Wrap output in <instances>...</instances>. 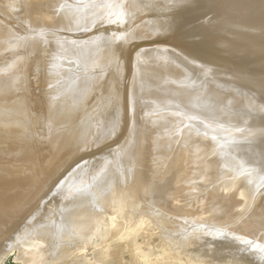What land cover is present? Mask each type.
I'll return each mask as SVG.
<instances>
[{"label":"bare ground","instance_id":"6f19581e","mask_svg":"<svg viewBox=\"0 0 264 264\" xmlns=\"http://www.w3.org/2000/svg\"><path fill=\"white\" fill-rule=\"evenodd\" d=\"M4 1L7 2L8 7L6 12L11 11V9L14 12L12 14L9 12V15H6L4 11L6 4L3 1L1 2L4 5L0 2L5 6L4 10L1 9L5 15L3 11H0V14L3 13L0 15L2 19L0 20V28L6 31L2 30L0 33H6L3 37H10L8 39L10 43L6 40L7 43L4 42V45L8 44L7 46L10 47L9 44L12 42L11 46L14 45V47L12 49L4 48L6 46L3 47L2 36H0V44L1 48L3 47L2 49H10L9 53L14 51L13 54H15L17 51V55L15 54L14 59L10 60L9 57L13 54H9L10 56L5 60L7 63L9 62V65L13 61L9 67H7V63H2L4 58L0 59V61L2 60L0 63L3 65L0 64V84L2 85H0V92L2 91L0 93V262L15 245L19 247L20 244H24L25 240L29 241L28 234L30 233L29 237L34 233L38 235L39 232L37 231H40L39 238L43 236L42 234L46 233L45 236H47L49 232H56V227H61V229L66 227L68 229L69 225L74 226L72 223L67 224L71 220V222L75 220L74 223H79V220L83 219V211H80L82 206L77 210L80 213H76L72 209L80 206L78 204L82 202L84 205L85 201L93 200L98 203L96 198L101 194V190L108 186L107 184L111 186L110 189L113 188V191L107 188L111 191L109 192L106 189L107 193L109 192L115 201L118 197L117 194H114L116 198L113 195L114 188L117 187L116 190L120 188L123 192V185H126L125 181L127 180L121 185V182V184L118 183L121 177L118 174L120 177L117 178L118 176H116L117 180L119 179L116 181L121 187L110 185L115 181L114 175L123 171L126 174V169L129 172L135 166L134 164L131 165V161L128 160L132 159L137 165L146 158L148 161L149 159H151L150 161L156 160L155 166H161L160 168L164 170L160 172V168L157 171L155 170L157 167L152 168L155 173L154 177L156 175L159 178V172L162 175L165 174L163 175L165 177L170 170L175 169L173 171L175 176L173 172L172 175L175 178L179 174L180 179H178L179 183H177L178 181L175 182L177 188L181 186L182 189L183 187L186 188V193L187 190L189 192V195H187L184 192L185 190L182 191L180 188L179 193L183 194L184 192L185 199L179 194L175 195L177 190L173 192L172 189L175 188L170 184V180L169 185L172 189H168L170 192L167 190L169 192L167 195L170 197V193L173 192L174 196L171 197L172 199L170 198L172 202L169 205H174L176 209L178 207H180L179 209L182 208L180 212H184L183 207L190 206L196 210L193 213L201 215L197 218L194 215L195 218H193L192 212L189 210L191 216L189 212L188 215L191 218L185 217L187 212H184V215L181 212L182 218L181 215H177L181 219H177V216L173 218L174 220L177 219L178 223L180 221L182 225L184 224L183 226L181 224L177 226L178 224H173L175 221H172V224L178 227L177 232L179 227L182 232L187 230L186 235L180 231L185 238L187 237L186 241L183 242L184 239L181 238V234V236L179 235L180 238L176 237L173 235L176 232L170 230L175 228L176 231V227L169 228L173 225L166 227L167 222L170 221V224L172 220L171 217V220L166 217L168 211L166 216L164 215V209L167 207L168 201L167 205L164 206V198L162 199L164 202L162 207L165 208L162 209L164 216H161V218L166 217V224L160 223L161 226L164 225L165 228H169L168 232L165 228L164 231L163 227H159V224H157V229L156 227L152 229V225L156 226L154 225L156 222L153 224L150 221L151 224L149 222L148 224L152 228L149 230V225L144 221L153 219L152 216L154 218L157 215L160 217L162 212L155 210L153 199L154 202L149 199L152 203L150 205H153L150 208H154L156 212L149 210L150 208H146L149 212L145 210L144 208L147 205L144 204H147L148 200L145 198L146 203L143 204L141 197L142 206H145H139L144 209L142 212H147V215H149L151 211L152 215H150L151 218H146L147 220H144L146 215L144 218H140L148 225L147 229L150 232H154L156 229L154 234L162 235V238H160L156 237V234L149 233L150 235L147 237L151 236L152 239L150 237V240H154V237L158 240L162 239L160 243L169 244L172 255L184 254L188 251L193 252L192 254L189 252L192 256L194 253L200 254L199 257L194 254V258H203L202 260L206 258L205 263L212 261L211 264H264V4L262 1ZM23 13H25V16L22 15ZM29 17L33 18L32 22L34 21V24H31L32 26L29 25L31 22L28 19ZM14 48L15 50H13ZM7 50L4 51L5 54L3 53L5 56L6 54L8 56ZM0 51L3 50L0 49ZM4 55L2 56L5 57ZM2 88L4 89L1 90ZM118 132L120 136L113 139ZM114 134L115 136H113ZM98 137H100V140H98ZM120 137L121 139L124 137V139L118 144ZM97 141H99V144H97ZM81 142L85 144H81ZM77 144H81L80 146L83 145V147L78 148ZM110 144L114 147L102 149L105 145ZM98 148H101V150L99 149L100 152L92 156ZM122 157H126L124 160L128 161V164L130 163L131 168H128V164L125 165L126 161L122 162L123 164L119 163L122 161ZM148 161L145 163L146 168L147 164H151ZM27 165L31 166H28V168H31L30 172V168L29 170L26 168ZM33 165L34 167L37 165L33 169H37L39 165L42 166V169L45 167L46 173L49 171L51 174L52 171L50 170H53L54 176L48 173L50 178L47 177L43 170L41 175H45L49 180H46L47 183L40 181L39 179L45 180L41 175L40 178L37 177V174L42 171L40 167L39 172L35 171L36 174L33 171L36 178L35 176H32V178H35V180L31 178L29 180V176H22V171H26L25 169L31 174ZM142 165L144 166V163L141 164V168H143ZM152 165H148L149 168ZM120 167L125 168L121 170ZM136 167L138 168V166ZM16 168L19 171L21 168L23 169L21 170L22 175L20 173L18 175ZM149 168L146 171L149 173L150 170L151 173ZM137 170L139 172L142 169ZM124 172L121 180L127 177ZM140 172L142 173L144 170ZM170 173L171 171L169 176ZM147 174L144 175V179L146 183H149L150 181L146 179ZM24 175L27 176V173ZM135 175H133V178L138 179L137 184L140 186H138V190L143 188L141 186L145 188L146 184H142L145 181L141 180L143 178L140 177L141 174L136 177ZM149 175L151 177V174ZM51 176H53V180ZM130 177L128 180H130ZM133 178L128 182L129 184ZM174 178H172V181L175 180ZM36 179L40 183V186L37 185L40 189L44 185H41L42 183L47 184L44 185L45 187L53 186L54 182L58 183V192L53 190L55 193H49L52 194L51 196L47 194L48 199L44 196L43 202L41 197L48 189L39 193L41 190L38 187V191H36L37 187L35 188V185L33 186L31 183V181L33 183L37 181ZM50 179L53 181L52 183ZM160 179L158 183L165 184L163 187L166 186L167 183H162L165 180L162 179L161 182ZM150 180L154 182L155 179ZM90 181H93L92 185H90ZM116 181L115 184H117ZM25 182H30L32 185L27 184L30 187L32 186L31 188L34 187L32 190L41 194H38V197H34L36 196L35 193L29 195L31 189L28 190L25 185L22 189H27V191H23L27 195V197L24 195L25 200L34 195L32 197L35 199L31 198V202L28 199L26 202L21 200L24 199L21 198L24 194L22 190V194L19 195L21 193L19 192L20 187ZM38 182L35 183L38 184ZM255 182L258 185L255 186ZM159 184L156 183L157 186ZM149 185H147V190L151 195L156 192L157 187L153 184L152 188L156 187L153 190ZM169 185L166 188H170ZM134 187H137L136 184ZM161 187L158 186V189ZM126 189H128V186ZM126 189L124 190L126 191ZM165 189L163 190L165 191ZM145 190L142 191L141 189L142 192ZM161 190L158 191L162 193L163 190ZM103 191L105 192V190ZM141 191L140 193H142ZM164 191L163 194L160 193L163 197H165ZM127 192L122 195L123 197L126 196L123 198L126 203L127 195H129ZM132 194L134 193L132 192ZM143 194L141 195L144 196ZM145 194L147 193L145 192ZM154 195L152 196L154 197ZM158 196L156 202L160 198ZM98 197L101 198V195ZM103 197L101 199L106 200ZM100 198L99 203H103V206L107 205L102 201L100 202ZM112 199L107 200L112 202ZM118 199L124 203L122 198ZM34 200L35 202H33ZM120 200L119 202L122 203ZM141 200L136 205H139ZM20 201L24 204L27 203L28 206L22 203L24 206L21 207L24 209L18 208L21 204ZM29 202L33 205H29ZM119 202H114V204H119ZM99 203L98 206H102ZM125 204L123 207L127 208ZM159 204L161 207L162 201ZM88 205H85V208ZM91 205L89 206L91 207ZM109 205L110 203L107 206L109 207ZM128 205L136 206L134 203L129 202ZM94 206L92 205L91 211ZM157 206L155 205L156 208L159 207ZM99 207L91 212L93 217L94 212L97 210L101 215L102 211H99ZM128 207L126 210H123L125 209L123 208L121 211L128 212L127 217L129 216V219H127L125 212H123L125 215L122 217L127 220L121 219L125 224L130 220V217H134L132 211L135 212L136 208L140 210L138 206L136 208L132 207L133 210L130 209L131 206ZM120 208L118 209L121 210ZM169 208L171 213L173 209L172 215H176L173 206L172 208L169 206ZM187 209L185 208V210ZM32 210L34 213H32ZM87 210L85 212H88ZM127 210L132 212L131 216ZM138 210L135 212L136 216L140 212ZM153 212L157 215L155 216ZM28 213L33 218L31 217L30 220L29 217V221L25 222V216ZM118 213L116 217H118ZM104 215L103 217L107 220L111 217V212L109 215L107 213L108 217L106 213ZM114 216L109 220H113ZM168 216H171L170 213ZM91 217L89 216V218ZM99 217L102 216H98L97 219ZM116 217L115 222L118 220H116ZM138 217L139 215L136 217V221L140 222L141 219ZM159 217L157 219H160ZM84 218L87 219L88 216H84ZM62 219H64L62 225L67 222L68 226L66 224H64L65 227L59 225ZM86 219H84V222ZM93 219L96 218H92L91 221ZM105 220L102 221L105 222ZM51 221L56 228L54 230L52 225L49 226L50 228L53 227V232L48 231L47 228V224L50 225ZM133 221L135 219H132L131 222ZM104 222L103 225L101 224L102 226L107 223ZM95 223L97 222L93 224L95 228L98 224L100 225V223L96 225ZM124 223L122 226L125 225ZM90 224L89 228L90 226L94 228L91 222ZM41 225L45 227L40 228ZM79 225L82 227L88 226V224L81 225L79 223L77 225L79 228H81ZM106 225L103 227L104 230ZM137 225L134 224L135 229H132L131 225L132 228H129V230L132 229L131 234L137 231ZM19 226L22 229L19 236H25L23 240L15 237L18 239L17 241L20 240L19 243L17 241L15 243V238V240L8 241L10 240L7 239L9 238L8 235H12L13 232L17 231L16 228H19ZM38 226H40L39 230ZM116 226L119 227L118 224L115 225L114 223L113 230ZM181 226L186 227L183 228L184 231ZM73 228H70L73 231L66 230V233L67 231L68 233H75ZM100 228L102 229L99 226L96 230H93L98 231ZM117 228L115 230L119 232L120 227ZM123 228L125 227L123 226ZM138 229H142V227ZM143 229L146 230L144 227ZM189 229L192 231H188ZM169 230L172 232L170 233ZM94 231L93 235L91 232L89 233L91 234L89 235V242L94 241L97 235V232L94 233ZM195 232H203V235L205 237L208 235V237L204 239L205 237L200 234L204 238H199L200 235ZM50 233L49 235L53 236L55 234ZM62 233L64 234V230ZM194 233L202 240L194 239ZM210 233L211 238L209 237ZM59 235L61 234L59 233ZM62 235L56 237L57 241L63 239L66 234L63 237ZM77 235L79 234L75 233L74 238ZM55 236H58V233ZM120 236L118 235L119 238ZM184 236L182 237L184 238ZM67 237L69 235L65 236L63 240L67 241ZM4 239H7V244L2 243ZM37 239H33V243L36 244ZM73 240L75 241V239ZM122 240L124 239L122 238ZM158 240L155 241L158 242ZM64 241L60 240L59 242L64 246L66 244H63ZM129 241L130 243L126 241L127 244L124 242L119 243L120 245H116L117 247L114 245V248L113 245H109L113 249L111 248V251L110 247H106L109 249L108 251L104 248L105 251L102 250L104 255L101 249L98 248L101 251L99 254H102L99 258L103 257L101 260L98 258V249L95 250L97 256L94 254L95 251L90 250L94 252L92 253L95 256L94 258L98 259L96 260L99 261L98 264H100V261L102 263L104 261L105 264H146L145 260H139L138 254L140 252L138 251L137 254L136 248L138 247L135 248L134 246L137 244H133L132 240ZM76 242L71 244L76 247L78 246ZM71 244L69 243L71 247L68 244H66V247L73 250ZM150 246L152 247L153 244ZM25 248L27 250V247ZM62 249H60L61 255L72 251L65 247ZM66 249L69 251L63 253ZM57 251L55 250V252ZM31 253L35 254L34 252ZM26 254L27 257L30 255L28 252ZM67 255L70 256L71 254L68 253ZM93 255H90V257L92 258ZM201 255L203 256L201 257ZM63 256L57 257L60 260L67 258L70 260L71 258L63 259ZM83 257L80 254V258L78 257L80 261L78 259L76 261L82 264ZM75 258L71 259L74 261ZM94 258L93 260H95ZM72 260L71 264H73ZM209 262L206 264H209ZM65 264L67 263L65 262ZM68 264L70 263L68 262Z\"/></svg>","mask_w":264,"mask_h":264},{"label":"rangeland","instance_id":"374dc122","mask_svg":"<svg viewBox=\"0 0 264 264\" xmlns=\"http://www.w3.org/2000/svg\"><path fill=\"white\" fill-rule=\"evenodd\" d=\"M1 1H3V3H5V4L7 3V2L4 1V0H1ZM1 1H0V2H1ZM261 1H262V3L264 4V0H261ZM1 3H2V2H1ZM1 3H0V5H1L0 11H1V12L5 9V6H6V9H5L4 11H5L6 15H7V14L9 15V12H10L11 14L14 12V11L11 9V11H7V12H8V13H7V12H6V10L8 9L7 4H6L5 6H3L4 4L2 3V4H3V5H2ZM2 8H3V10H1ZM4 11H3V13H4ZM3 13H1V14H3ZM5 13H4V15H5ZM1 14H0V15H1ZM22 15L25 16V13H23ZM2 16H3V15H2ZM0 17H1V16H0ZM30 17H31V16H30ZM30 17H29L28 19H29L31 22L29 21L30 23H29V22H28V23H29L30 26H32V25L34 24V21L32 22V19H33V18L31 19ZM28 19H27V20H28ZM0 20H2V19L0 18ZM0 22H1V21H0ZM31 24H32V25H31ZM0 26H1V24H0ZM0 29H1V28H0ZM2 30H4V29L2 28V29L0 30V32H1ZM4 31H5V30H4ZM5 32H6V31H5ZM3 33H4V32H3ZM7 33H8V32H7ZM0 34H2V33H0ZM4 34H6V33H4ZM4 34L0 35V36H2V39H3V40H2V41H3V43H2V44H3V47L6 46V47H4V48H7V47H8V48L12 49V47H14V45L11 46L12 42H11V44H9L10 47L7 46L8 44H5V45H4V42L7 43V41H9L8 39L10 38V37L8 36V34H7L8 38H7V37H3ZM9 35H10V34H9ZM5 36H6V35H5ZM10 36H11V35H10ZM0 38H1V37H0ZM4 38H5V41H4ZM6 38H7V39H6ZM11 38H12V37H11ZM6 40H7V41H6ZM10 40H12V39H10ZM2 41H1V42H2ZM13 42H14V41H13ZM8 43H10V41H9ZM13 44H14V43H13ZM3 47H2V48H3ZM2 48H1V44H0V49L3 50V51H0V52H2V53H0V55H1V54L4 55V54H5L4 51L7 50V49L5 50V49H2ZM10 49H9V50H10ZM9 50H7L8 56H7V54H6V56L4 55L5 57H3L2 55L0 56V59L4 58V61L1 60L3 64H4V62L7 63V61H5V60H7V58L10 56L9 54H11V53L13 54V52H14V51H12V52L10 51V53H9V52H8ZM13 50H15V48H14ZM16 52H17V51H16ZM16 52H15V54H16ZM3 53H4V54H3ZM12 54H11V55H12ZM15 54H13L12 56L9 57L10 60H13V59H14L13 56H16V55H17V54L15 55ZM12 58H13V59H12ZM1 61H0V62H1ZM8 61H9V59H8ZM12 62H13V61H12ZM12 62H11V64H12ZM8 63H9V62H8ZM8 63L6 64L7 67H9V66L11 65V64L9 65ZM0 64H1V63H0ZM1 65H2V64H1ZM2 66H3V65H2ZM2 66H1V67H2ZM0 85H1V84H0ZM1 86H2V85H1ZM1 86H0V87H1ZM3 87H4V86H3ZM4 88H5V87H4ZM4 88H2L1 90H3ZM1 92H2V91H1ZM1 92H0V93H1ZM113 136H115V134H114ZM113 136H112V137H113ZM118 136H120V135H119V132L117 133V136L114 137L113 139H116ZM96 139H97V138H96ZM113 139H112V140H113ZM123 139H124V137H123L122 139H121V137H120L119 140H118V144L121 143ZM98 140H100V137H98ZM112 140H111V141H112ZM82 142H83V141H82ZM82 142H81V144H85V143H82ZM108 142H109V141H108ZM116 143H117V142H116ZM81 144H80V145H81ZM97 144H99V141H97ZM77 145H78V144H77ZM77 145H76V146H77ZM80 145H78L77 147H78V148L83 147V145H82V146H80ZM111 146H113V145H111V144L108 145V146L105 145L104 147H102V149L104 150V149H107V148H109V147H111ZM113 147H114V146H113ZM78 148H77V149H78ZM135 148H136V147H135ZM99 149L101 150V148H98V150H95V151H94V154H92V156H93V155H96L98 152H100ZM153 149H154V148H153ZM59 153H61V152H59ZM59 153H58V155H59ZM152 153H153V152H152ZM55 155H56V154H55ZM55 155H54V157H55ZM151 155H152V154H151ZM124 159H126V157H122V161L120 160L121 162H119V163H120V164H123V163L126 161V160H124ZM150 160H151V159H149V161H148V159L146 160V158H145V159L142 160V162H141L140 164H137V165L135 164V162L132 161V159L128 160V161H131V165L134 164L135 166H133V168H132L131 170H129V172H128V169L125 170L128 174H127V173L125 174V172L123 171V172H124V175H125V176L127 175V177H128V178L126 177V179L124 178V180H121V179H122L121 177H122L123 172H122V173H119V172L116 173V172H115V173L117 174V175H114V176H115V178H114L115 181L117 180V178H119V177L121 176V177L119 178L120 181H118L119 179H118L117 181H118V183L121 182L122 184H121V183H120V184L123 185V184H124L123 182H124L125 180H127V181H125V184L128 186V189H130V190H129L130 192L128 193V192H127L128 189H126L127 186H126V185H125V186L123 185V187H124V189H126V191L123 189V192H124V193H123L122 190H121L120 188H118V190H116V188H117V187H116V188H114L113 195H114V194H117V197H118V198H122V199H123V198H125L126 196L124 195L125 197H123L122 195L125 194V192H127V193L129 194V195H127V193H126L127 198H128V199H131V200H133V201H135V202H133V201L131 202V200H128V199L126 198V199H127V203L125 202L126 200H124V199H123V200H124V203H123V201L120 200V199H118V198H116L115 195H114V196H115L116 200L114 201V199H112L111 194L109 193V192H111L110 190L113 191V188L110 189L111 186H109V184H107L109 187H108V186H107V187L105 186V187L101 190V192H100L101 194H99L98 196L101 195V198H102L103 195H104L103 199H106V200L108 199L109 201H110V199H112V200H111L112 202H109V201L107 200L108 202L106 203V202H105L106 200L103 201V200H102L100 197H98V196H97L96 199H98V203H99V198H100V202L102 201V202H104V203L107 204V205L110 203L109 207H108L107 205L103 206V205H104L103 203H99V205L102 204V206H103V207L100 206L101 209L103 208V209L101 210L100 207L98 206V203H95L96 201H93V200H92V201H89L90 203H89L88 201H85L86 203L84 202V205H83V202H82L81 204H78V205H80V206H78V207L75 205L76 208L73 206L74 209H72V211L74 210L76 213H80V211H81V212L83 211V213H82V214H83V219H82V220H83V223H82V220H79V223H80L81 225H83V224H88V226H86V225H85V227L83 226L85 229H84L82 226H80V225H79V226H80L81 228L77 227V225H78L79 223H74V222H75L74 219H73L74 222H71V221H72V220H71V221H69V223H67L66 220H65V222H66L68 225L71 224V223L74 224V226H73V225H72V226H71V225L68 226L66 223H64V224H66V225L68 226V229H67V228L65 227L66 225L63 224L64 227L66 228V230H69V231H70V230H72V229H70V228H73V227H74L73 229L75 230V233H76V234H77V233L79 234V235H77L78 237L76 236V237L74 238V235H75L74 232L70 233V232H71V231H70V232L68 233V231H67V233H66V230H65V228H63V227H62L63 229H61V227H60V228L56 227V228L59 230V232H57L58 230L55 228L54 223L51 221V224H50V225L47 224L48 227H47V226H46V227L49 229L48 231H52V232L56 229V232L58 233V236H55V234H57L56 232H54L55 234L49 232L50 234H54V236H53V235H49V233L47 234V236H45V235H46V233H45V234H42L44 237H43L42 235H40V236H42V237H39V238H40V239H39L38 236H39L40 231H37V232H39L38 235L34 233V235H32L33 237H32V236L29 237V236L31 235V233H30V234H28V239H29V241H26V240H25V241H24V244H20L19 247H17L18 245H17V246L15 245V246L13 247L14 249L12 248V249L8 252V254H6V256L3 258L2 262H0V264H27V263H28V264H50V263H51V264H65V262H66L67 264H68V262L71 264V260H72L73 258L76 257V258L74 259V261H76L77 259L79 260V258H80V254H81V257L84 256L83 258H84L85 264H92V262H93V264H95V263H97V262H99V261H96V260H98V259H97V258L95 259L94 257L97 256L99 253H101V251H102L104 248H105V249H108V248H109L110 246H112V245H113V248H114L116 245L118 246V245L122 244V242H124L125 244H127L126 241H128V243H130L129 240H132L131 242H132L133 244H137V245H134L135 248L138 247V248H136V250H137V254L140 252L141 254H140V253H139V254L142 256V254L144 253V254H143L144 257L142 256L143 259L141 258V256H140L139 254H138V256L140 257V259H139V257H138V259H139V260H145L146 264H206V263H208V262H209L208 259H207L208 262L205 263V261H206L205 259H206V258H205L204 260H202L203 258H199V259H201V260H199L198 258H194V256H195L194 254H197V253H194L193 256H192V255H190V254H192L193 252H190V251H188V252H184V254L182 253V254H177V255L174 254V255H172V254L170 253V245H169V244H167V243H165V242H164V243L162 242V244H161V243H160V240L162 241V239L158 240L157 238L154 237V240H150V239H152V237L150 236V237H151V238L149 237L150 239L147 237L148 235H150V234H152V233L154 234V232H156L157 224H159V227H161V228L163 227L162 229H163L164 231H165V229H166V231H167L169 228L176 227V231L174 230L175 228H174V229H170V230H173L174 232H176L177 234L173 232V233H174L173 235L176 236V237L178 236L179 238H180V236H181L182 234L187 233V230H186V232H182L181 229H180V227H179V230H178V232H177V229H178L177 226H180L179 224L182 225V223H181L180 221H179V223L177 222V221H178L177 219L180 218V217H178L177 215H179V216L181 215V212H183V211L180 212V210H182V208L179 209L180 207H178V208L176 209V207H175L174 205H171V204L169 205V203L172 202V201L170 200V198H171V197L173 198V196H174L173 192H176V190H177L178 193L176 192L175 195L179 194L181 197H184V196H185L184 194L186 193V188L183 187V189L185 190V191H184L185 193L183 192V194H182V193L180 192V193H181V194H180L179 191H181V190H180L181 186H180L179 188H177V186H176V183H175V182L178 181V179H179V174L176 173L178 176H176L177 178H176V177L174 178V176H175V172H173V171H175V169H173V170H170V169H169V170L171 171L170 174L172 175V172H173V173H174V174H173L174 176H173V175H172L173 177H172L171 175L169 176V172H170V171H169L168 174L166 173L167 175L164 177L163 175H165V174L162 175V174L160 173L161 171H164V170H162V169L160 168L161 166H160V167L155 166V164H156V160H154L155 163H154V161H150ZM152 160H153V159H152ZM128 161H126L127 163H125V165L128 164ZM143 161H145V162H143ZM146 161H148V163H151V164L154 165V166L152 165L153 167L151 166V168H149V166H150L151 164H147V168L151 169V173H150V170H149V173L146 171V170H148V169L146 168V164H145V163H147ZM122 162H123V163H122ZM119 163H118V164H119ZM143 163H144V166L142 165L143 168H141V164H143ZM157 163H158V162H157ZM125 165H124V166H125ZM129 165H130V163L127 165L128 168H129V167L131 168L132 166H129ZM148 165H149V166H148ZM21 166H22V165H21ZM21 166H20V167H21ZM28 166H30V165H27L26 168H28ZM63 166H64V165H63ZM121 166H122V165H121ZM136 166H138V168H137ZM139 166H140V168H139ZM20 167H18V168H20ZM30 167H31V166H30ZM30 167H29V168H30ZM35 167H37V165H35ZM35 167H34V165H33V167H32V173H31V174L28 173L27 169H25V168L22 167L23 169L26 170V171H24L25 173L22 171L23 175H22V173H21V170H23L22 168H21L20 171L18 170V168H16V169L18 170V175H19V173H20V174H21L22 176H24V177H28V176H29V178H28L29 180H31V179H34V180H35L36 175H34L33 171H34V172H35V171H38V172H39V171H40L39 169H40L42 166L40 167V165H39L38 168H37L38 170H37V169H33V168H35ZM39 167H40V168H39ZM125 167H126V166H125ZM125 167H123V168H125ZM134 167H136V168H134ZM144 167H145V169H144ZM154 167H155V168L157 167V168L155 169L156 171H157L158 168H160V172H159L160 174L157 172L158 175L160 176L159 178L156 177V175H155L156 178L153 176L155 173L153 172L154 169H152V168H154ZM29 168H28V170H29ZM120 168H121V167H120ZM123 168H121V170H122ZM126 168H127V167H126ZM41 169H42V168H41ZM44 169H45V167H44ZM44 169H42V171L39 172L40 174H39V173L37 174V177H39V176L43 173V170H44ZM137 169H142V170H139V172H137V171H138ZM47 170H48V169H47ZM49 170H50V169H49ZM121 170H120V171H121ZM123 170H124V169H123ZM133 170H135V171H133ZM143 170H144V172L141 173L140 171H143ZM30 171H31V168H30L29 172H30ZM44 171H45V170H44ZM50 171L53 172V170H50ZM118 171H119V169H118ZM130 171H131V173H130ZM158 171H159V170H158ZM46 172H47V171H45L44 174L47 175V177H49V178H50L49 175H53V173H54V172H53V173L51 172V174H50V172L48 171V173H49V175H48V173H46ZM146 172H147L148 174H147ZM26 173H27V176L24 175V174H26ZM36 173H37V172H35V174H36ZM133 173L136 174L135 177H136L138 174H141L140 177H143V178H141V180H144V181H145L144 178H145V176H146V174H147V178H146V179H148L150 182H149V183H146V181H145V183H144V182L142 183L143 185L146 184L145 188H144V186H141V187H143V188H141L142 191H143V189H144V190H145V189L147 190V188H148L147 185H149L150 183H152L151 185H149L151 188L153 187V184H154V185H156V183L159 184L158 182H159V179H160V178H161V179H160L161 182H162L163 180H165V181H163L162 183H167L166 186L169 185V181L171 180V181H170V184H171L172 187H174L175 189H172V187H170V185H169L170 188H166V186H164V187L166 188V189H165V188L163 187V185H165V184H161V183H160L158 186L161 187V185H162V187H163V188L161 187L162 190L165 189V191L163 190V191L165 192V193H164V194H165V195H164L165 197H163V195L161 196V194H163V191L161 190V188H159V189L162 191V193L159 192V191H158L159 189H158V186H157V185H156L157 190H156V192L154 191L155 193H153V194H155V195H154V197H153V196H152L153 194L150 195V193L148 192V190H147V191L145 190L144 192H142L141 189L138 190V188L140 187L139 184H137V180H138V179L133 178V175H134ZM143 173H144V174H143ZM162 173H163V172H162ZM32 174H33V175H32ZM118 174H120V176H119ZM130 174H133V175H130ZM142 174H143V175H142ZM149 174H151V177H149V176H150ZM45 175H43V176L41 175L42 178H44L45 180H43V179H39V180H40V181L42 180V182H44V181L46 182V180H49L47 177H45ZM144 175H145V176H144ZM161 175H162L164 178H163ZM32 176H33V177L35 176V178H32ZM41 176H40V177H41ZM53 176H54V175H53ZM53 176H51V179H52ZM116 176H118V177L116 178ZM125 176H124V177H125ZM129 176H131V177H130V180H131V178H133L132 181H131L132 183L130 182V184L128 183V182L130 181V180H128V179H129ZM152 176L154 177L155 180L153 179ZM40 177H39V178H40ZM138 177H139V176H138ZM138 177H137V178H138ZM168 177H170V178H169V179H166V178H168ZM30 178H31V179H30ZM172 178H174L175 180L173 179L174 181H172ZM37 179H38V178H37ZM37 179H36V180H37ZM51 179H50V181H51V183H52V182H53V181H52L53 179H52V180H51ZM114 179H113V180H114ZM134 179H135L136 183H134V182H135ZM150 179L154 180V182H152ZM162 179H163V180H162ZM176 179H177V180H176ZM29 180H28V181H29ZM113 180H112V182H113ZM148 180H147V182H148ZM156 180H157V181H156ZM166 180H168V182H166ZM179 180H180V179H179ZM26 181H27V180H26ZM50 181H49V182H50ZM56 181H57V180H56ZM58 181H59V180H58ZM87 181H88V180H87ZM93 181H94V179H93ZM93 181H92V182H93ZM115 181H114L113 183H110V185L112 184L113 186L115 185V186H120V187H121V185H118L117 181H116L117 184H115ZM133 181H134V182H133ZM251 181H253V180H251ZM35 182L37 183L38 180H37V181H34V183L31 181V183L33 184V186L35 185L34 187L36 188L37 185H39L40 183L38 182V184H36ZM42 182H41V183H42ZM47 182H48V181H47ZM47 182H46V183H47ZM92 182L90 181V183H91L90 185L93 184ZM126 182H127V183H126ZM171 182H174V183H171ZM27 183H30V182H27ZM27 183L25 182V184H24L22 187H20L21 189H20L19 192H21V190L23 189V187L26 185L25 187H27L28 190L31 189V190H30L31 193H28L29 191H28L27 193H28L29 195L32 194V193L34 194L35 192H34V190H32V189H34V187L31 188L32 186L30 187V185H32V184L30 183V185H29V184H27ZM46 183H42L41 185H43V184L45 185ZM177 183H179V181H178ZM255 183H256V182H255ZM54 184H56V183L54 182V183H53V186H52V185H51V186H46L47 188L43 185V186L41 187V189H40V187H39L40 185L38 186V187H39V190H41V191H39V193L42 192V191L45 192V191L48 189L47 192H46V193H43L44 195L41 197V199L43 200V202H44V199H45L44 196H46V197H47L46 199H48L49 196H47V194L50 195L49 193H53L54 191L59 190V189H58L59 186H57L58 183H57L56 185H54ZM87 184H88V183H87ZM128 184H129V185L132 184V185H134V186H135V184H136L137 187H134V186L131 187L132 185L129 187ZM27 185H29V186H27ZM46 185H47V184H46ZM49 185H50V183H49ZM256 185H258V184L256 183L255 186H256ZM55 186H57V187H55ZM138 186H139V187H138ZM28 187H30V188H28ZM38 187L35 189L36 191H38ZM43 187H45L46 189L44 188V189H45V190H44ZM48 187H49V188H48ZM53 187L56 188V189H54ZM88 187H89V186H88ZM156 187L154 186V189H153V188H152V189L155 190ZM52 188H53V189H52ZM107 188H109L110 190L107 189ZM132 188H136V189H132ZM151 188H150V189H151ZM176 188H177V189H176ZM27 189H26V190H25V189L22 190V192H23V191H27ZM42 189H43V190H42ZM51 189H52V191H51ZM106 189L109 191V192H108L109 194L107 193V190H106ZM168 189H172V190H173V192L170 193V195H169L170 197H168V195H167V193L169 194V192H170V190H168ZM181 189H182V188H181ZM183 189H182V191H183ZM53 190H54V191H53ZM103 190H105V192H104ZM115 190H116V191H115ZM119 190H120V192H119ZM137 190H138V191H137ZM167 190H168L169 192H168ZM49 191H51V192H49ZM102 191H103V192H102ZM117 191H118L119 193H115V192H117ZM140 191H141L142 193H144V194H143L144 196L141 195L142 193H140ZM149 191H150V190H149ZM151 191H152V190H151ZM22 192L19 193V195L22 194ZM57 192H58V191H57ZM132 192H133L134 194H132ZM145 192H146L147 194H145ZM157 192H158V194H156ZM23 193H24V192H23ZM39 193L36 192V193H35L36 196H34V195H32V196H34V197H38L37 195H38ZM54 193H55V192H54ZM54 193H53V194H54ZM120 193H121V195H120ZM130 193H131L132 195H131ZM148 193H149V194H148ZM151 193H152V192H151ZM160 193H161V194H160ZM188 193H189V192H188V190H187V193H186V194L189 195ZM105 194H106V195L108 194L107 197H106ZM24 195L27 197L26 192L23 194V197L20 196L21 198H24V199H21V198H20L22 201H24L25 198H26ZM39 195H41V194H39ZM51 195H52V194H51ZM51 195H50V196H51ZM133 195H135V196H133ZM146 195H148L149 198H147L148 196H146ZM157 195H159L160 198H161V199H160V198L158 199L159 201L157 200L158 203L156 202ZM32 196H30V199L27 198L28 200H30V202L32 201L31 198H34V197H32ZM108 196H109L110 199L108 198ZM110 196H111V197H110ZM114 196H113V197H114ZM119 196H120V197H119ZM128 196H129V197H128ZM132 196H133V198L136 197L137 199L134 198V199H135V200H134V199L132 198ZM151 196H152V197H151ZM155 196H156V198H155ZM159 196H158V197H159ZM28 197H29V196H28ZM105 197H106V198H105ZM130 197H131V198H130ZM141 197H142V200H143V204H144V202H145V198L148 200V201L146 200V201H147V204H144V205H147L146 207H145L144 205L142 206V200H141ZM167 197L169 198L170 202H169V200H168ZM143 198H144V199H143ZM154 198H155V199H154ZM163 198H164V202H165V203H164L163 200H162ZM172 198H171V199H172ZM20 199H19V200H20ZM27 199L25 200V202L27 201ZM34 199H35V198H34ZM41 199H40V200H41ZM96 199H94V200H96ZM149 199H151V200L153 199V200L155 201V203H153V204H154V208H155V210L157 209V210H160V212H162V213L159 212V213H160V217L157 215V213H156V215H157V216H156L155 213L153 212L154 215L156 216V218H154V216H152L153 219H149V220H147L148 218H151V216H150V215H152L151 211L154 210V208H153V209L150 208V206L153 207V205H150V204H152V203L150 202L151 200L149 201ZM166 199H167V200H166ZM184 199H185V197H184ZM119 200L122 201V203H120ZM137 200H138V201H137ZM139 200H141V201H140V204H139V205H136V204L139 203ZM153 200H152V202H154ZM160 200L162 201L161 207L159 206V205H160L159 203H161ZM165 200H166V201H165ZM117 201L119 202V204L115 203V204L117 205V206H116V205L114 204V202H117ZM167 201H168V205H169L171 208H172V206H173V208H174V212H176V215H172V213H173V209H172V213H171V209H170L169 206L166 204ZM30 202H29V205H33V203H30ZM33 202H35V200H34ZM93 202H94V204H92ZM128 202H129V203H132V204L134 203V204L136 205V206H134L135 208H136L137 206L139 207V206L141 205V207H145V208H144L145 210L148 211V209H146V208H150L149 210H151V211H150L149 215H147V212H146V213H145V212H142V210H144V209H141V207H139L140 210H138V208H136V209L138 210V212L140 211V212L138 213V215H139L138 218L141 219L140 222H139V221H138V222L136 221V220H137L136 217H137L138 215L136 216V213H135V212H136L137 210L135 209L136 211H135V212L132 211V212H133L134 217H135V216H136V217H135V218H134V217H132V218L130 217V220L132 221V219H133V220L135 219V221H136L137 223H136L135 221H133V222H135V223H133V222H131V221L129 220V221L127 222V224H125L123 221H121V219H123V220L125 221V220L129 219V218H128L129 216L127 217V213H128V212L126 213L125 211H123V212L126 213V217H127V219L124 218V217H122L123 215H125V213L121 212L122 209L125 208V207H123L124 204L126 203L125 205H127V208H129L128 206H131L130 209L133 210V209H132L133 206H132V205H128ZM20 203H21V204H20ZM20 203H19V204H20V207H18V206H16V207H18V208L21 209V208H23V207H21V206L24 204V202H21V201H20ZM22 203H23V204H22ZM88 203H89V205L92 204L93 206H94V205H95V206L97 205L96 207H97V208L99 207V211H102V212H101V215H99V213L97 212L98 210H97V211L95 210L96 212H94V217H93V213H91V212H93V210L96 209V207L94 206V209L92 208V211H91V207H92V205H91V207H90V206L88 205ZM145 203H146V202H145ZM163 203H164V206L167 205L166 208L163 206V207L165 208V209H164V211H165V212H164V215L166 216V213H167V211H168L166 217H168L169 220H171V218H172L171 223H170L171 225L169 224L170 221L167 219V221H169V222H167L168 224L166 225V227H168V225H169V226H172L174 223H175V224H178L177 226H176V225H173L172 227H169V228H165L164 225L161 226L160 223H162V224H166V220H165L166 217H164V219H162L163 217L161 218V216H164V215H163V210H162V209H163V207H162ZM111 204H112V205H111ZM148 204H149V205H148ZM157 204H158L159 207L157 206ZM172 204H173V203H172ZM17 205H18V204H17ZM24 205H27V206H28L27 203L24 204ZM24 205H23V206H24ZM85 205H88V206H87V207L89 208L88 210L86 209L87 207L85 208ZM118 205H119V206H122V207L120 208ZM155 205H156L158 208H156ZM27 206H26V207H27ZM81 206H82V210L80 209ZM83 206H84V207H83ZM111 206H112V208H111ZM113 206H114V207H113ZM148 206H149V207H148ZM186 206H187V205H186ZM134 207H133V208H134ZM71 208H72V207H71ZM71 208H70V209H71ZM78 208L80 209V211H77ZM84 208H85L88 212H89V210H90V212H89V213H88V212H85L86 210H85ZM118 208H120L121 210H119ZM127 208H125V209H123V210H126ZM159 208H161V209H159ZM185 208H188V209L185 210ZM185 208L183 207L184 212H187V213H185V217H187V218H191V217H190V216H191V212H192V217H193V218H195V217L197 218V216L199 217L200 214H199V215H196V213H193L194 211L196 212V210H194L193 207H192L193 209H192L190 206H189V207L187 206V207H185ZM189 208H190V209H189ZM15 209L17 210V208H15ZM23 209H24V208H23ZM25 209H26V208H25ZM36 209H37V208H36ZM83 209H84V210H83ZM168 209L170 210V212H169ZM175 209L178 210V211H176ZM191 209H192L193 211H192ZM33 210H34V209H33ZM33 210H32V213H34V211H35V210H34V211H33ZM155 210H154V211H155ZM161 210H162V211H161ZM189 210H190L191 212H190ZM17 211H18V210H17ZM70 211H71V210H70ZM106 211H107V212H106ZM116 211H117V212H116ZM127 211H129V210H127ZM84 212H85V213H84ZM110 212H111V215H110L111 217L109 216L110 218H112V216L115 215V216L113 217V220H114V221H113V220H109L110 218H108L107 220H109V221L107 222V220H105V217H103V216H105L104 213H106V215H107V213H108V215H109ZM118 212H119V213H118ZM132 212L129 211L130 216L132 215ZM148 212H149V211H148ZM155 212H156V211H155ZM178 212H180V213H178ZM184 212H183V215H184ZM188 212H189V215H190V216L188 215ZM23 213H24V212H23ZM86 213H87V215H86ZM102 213H103V215H102ZM117 213H118V217H116V216H117ZM169 213H170L171 216H168ZM91 215H92V217H91ZM108 215H107V217H108ZM119 215H121V216H119ZM141 215H143V216H141ZM145 215H146V217H145ZM183 215H181V218H182ZM194 215H196V216L194 217ZM84 216H85V217L88 216V218L86 219V218H84ZM89 216H90L91 218H89ZM95 216H96V217H95ZM98 216H102L103 218H102V217H101V218L99 217V219H97ZM147 216H148V217H147ZM176 216H177V217H176ZM188 216H189V217H188ZM29 217H30V213H28V215L25 216V220H24V221H25V222H26V221H29ZM31 217L33 218L32 215H31ZM31 217H30V220L32 219ZM115 217H116V220H117V219H118V220L120 219V220H119L120 222H119L118 220L115 222ZM119 217H121V218H119ZM140 217H143V218L145 217L144 220L147 218V219H146L147 221L142 220V218H140ZM157 217H159L160 219H157ZM170 217H171V218H170ZM174 217H176L177 219L174 220V219H173ZM200 217H201V215H200ZM92 218H96V219H93L94 221L92 220V221H93V222H92V221H91ZM181 218H180V219H181ZM84 219H86L85 222H84ZM88 219H90V220H88ZM103 219L105 220V222H107L106 224H108V225L111 224L110 226H108V225L105 224V225H106V228H107V229L105 228V230H104V228H103L105 225L102 226V225H103V222H104V221H102ZM139 219H138V220H139ZM154 219H155V221H154ZM161 219H162V221H160ZM96 220H97V221H96ZM99 220H100V221H99ZM151 220H152V221H151ZM157 220H158V222H157ZM163 220H165V221H163ZM173 220H174L175 222H173V224H172V221H173ZM110 221H111L113 224H112ZM141 221H142V223H141ZM143 221L146 222L147 224H148L149 221H150L151 223H153V224H154V222H156V223L154 224V225H156V226H153V225H152V227H153V228H152V227L148 224V225H149V227H148V225H146V223H144ZM159 221H160V222H159ZM63 222H64V219H62V221L60 220L59 225H60V224L62 225ZM77 222H78V221H77ZM90 222L92 223V226H94V225H93L94 222L100 223V225L98 224L97 227L101 226L102 229L100 228V230H98V231H94L93 229L96 230V228H97V227L95 228V226H94V228H92V227L90 226V228H91V229H90V228H89V225H91ZM105 222H104V223H105ZM129 222H130V223H129ZM150 222H149V223H150ZM163 222H165V223H163ZM52 223H53V224H52ZM97 223H95V225H96ZM109 223H110V224H109ZM114 223H115V225H117V224L119 225V227H120V230H118L119 232H116V230H115V229L117 228V226L114 228L115 233L113 232V231H114V230H113ZM116 223H117V224H116ZM123 223L125 224V225H123L125 228H123V226H122ZM151 223H150V224H151ZM22 224H23V222H22ZM76 224H77V225H76ZM101 224H102V225H101ZM120 224H121V225H120ZM134 224H135V225L138 224L137 227H138V226H139L138 228H141V227H142V229H138V228L135 226L137 231H136V232H133V233L131 234L130 232L132 231V229H135V228H134ZM140 224H141L142 226H141ZM143 224H145V225H143ZM51 225L54 227V230H52L53 227L50 228ZM63 225H62V226H63ZM75 225H76V226H75ZM131 225H132L133 228L131 227ZM183 225H184V224H183ZM183 225H182V226H183ZM21 226H22V225H21ZM21 226H19V228H16L17 231L13 232L12 235H10V234L8 235L9 238H7V239H10V240H8V241H12V239H14L15 237H18L19 239L22 238V240H23V237H25V236H22V235L19 236V235H20L19 233L22 231ZM43 226H44V225H41V227L38 226V230H39V227L42 228ZM49 226H50V227H49ZM107 226H108V227H107ZM121 226H122V227H121ZM129 226H130V227H129ZM145 226H146V227H145ZM182 226H181V227H182ZM186 226H187V225H186ZM44 227H45V226H44ZM76 227H77V228H76ZM109 227H110V228H109ZM119 227H118V228H119ZM143 227L146 228V230H144ZM147 227L150 228L149 230H151V228L154 229L155 227H156V229L154 230V232H150V231L147 229ZM159 227H158V228H159ZM75 228H76V229H75ZM78 228H79V229H78ZM118 228H117V229H118ZM129 228H132V229L129 230ZM161 228H160V229H161ZM164 228H165V229H164ZM183 228H186V227L184 226V227H182V229H183ZM16 229H15V230H16ZM19 229H21V230H19ZM60 229H61V232H60ZM81 229H82V230H81ZM110 229H111V230H110ZM127 229L129 230V232H128ZM18 230H19V231H18ZM63 230H64V234H66V235H64V234L62 233ZM89 230H90V231H89ZM92 230L94 231V233L97 232V235L95 236L94 241L89 242V240H88L89 237H90L89 235H91V234H89V233H90ZM102 230H103V231H102ZM138 230H139V231H138ZM141 230H142V231H141ZM158 230H159V229H158ZM158 230H157V232H159V231H163V230H159V231H158ZM170 230H169V231H170ZM184 230H185V229H183V231H184ZM13 231H14V230H13ZM72 231H73V230H72ZM93 231L91 232L92 235H93ZM133 231H134V230H133ZM180 231H181L182 234L180 233ZM188 231H192V230L189 229ZM17 232H18V233H17ZM37 232H36V233H37ZM101 232H102V233H101ZM122 232H124V233H122ZM147 232H148V233H147ZM167 232H168V231H167ZM167 232H166V233H167ZM171 232H172V231H170V233H171ZM203 232H204V231H203ZM203 232H202V233H200V232H197V233H196V232H195V233H196L197 235H198V234H199V235H200V234L203 235V234L205 233V232H204V233H203ZM11 233H12V232H11ZM16 233H17V234H16ZM59 233H60L61 235H62V234L64 235V238H63V239H65V236H68V235H69V237L66 238L67 241H66V240L64 241L62 238L59 239V240L57 241V238H56V237H59V236L61 237V235H59ZM73 233H74V234H73ZM86 233H87V235H86ZM98 233H99V234H98ZM109 233H110V234H109ZM112 233H113V234H112ZM116 233H118V234L116 235ZM121 233H122V234H121ZM129 233H130V235L127 236V234H129ZM137 233H138V234H137ZM149 233H150V234H149ZM170 233H168V234H170ZM178 233H179V234H178ZM192 233H193V232H192ZM195 233L193 234V237H194V239H195V238L197 239L198 237H197V235H196ZM14 234H15V235H14ZM21 234H22V233H21ZM111 234H112V235H111ZM120 234L122 235V237L120 236ZM135 234H137V235H135ZM155 234H156V237H160V238H162V237H161L162 235L159 236L158 233H155ZM155 234H154V235H155ZM157 234H158V235H157ZM175 234H176V235H175ZM180 234H181V235H180ZM206 234H208V233L206 232ZM206 234H205V235H206ZM17 235H18V236H17ZM63 235H62V237H63ZM113 235H114V236H113ZM118 235L120 236V238L118 237ZM134 235H135L136 237H135ZM154 235H152V236H154ZM170 235L172 236V234H170ZM179 235H180V236H179ZM185 235H186V234H185ZM194 235H195V236H194ZM202 235H200L199 238H200V237L202 238ZM8 236H7V237H8ZM11 236H12V237H11ZM49 236H51V238H49ZM52 236H53V237H52ZM70 236H71L72 238H71ZM111 236H113V237H111ZM115 236H116V237H115ZM129 236H130V237H129ZM137 236H138V237H137ZM139 236H140V237H139ZM182 236H184V235H182ZM182 236H181V238L184 239L183 242H185L187 237L185 238V236H184V238H183ZM203 236H204V235H203ZM210 236H211V233H210L209 237H210ZM212 236H213V235H212ZM10 237H11V238H10ZM54 237H55V238H54ZM109 237H110V239H111V238H112V239L110 240ZM133 237H134V238H133ZM193 237H192V238H193ZM204 237H205V236H204ZM204 237H203V238H204ZM206 237H208V235H207ZM206 237H205L204 239H206ZM30 238H31V239H30ZM37 238H38V239H37ZM113 238H114V239H113ZM116 238H117V239H116ZM122 238H123L124 240H122ZM125 238H126V239H125ZM131 238H132V239H131ZM136 238H137V239H136ZM147 238H148V239H147ZM199 238H198L199 241H201V240L203 239V238H202V239H199ZM210 238H211V237H210ZM7 239H4V241H3L2 243H3V244H5V243L7 244V243H8V242H7ZM15 239H16V240H15ZM15 239H14V240H15V243H16V241H17L18 239H17V238H15ZM28 239H27V240H28ZM33 239H35V240L37 239L36 244L33 243V241H34ZM51 239H54V240H51ZM73 239H75V241H77L76 244H78V246L75 245V246L77 247V249H76V247H74V246L71 244V243H74V242H75ZM76 239H77V240H76ZM107 239H108V240H107ZM120 239H121V240H120ZM134 239H135V240H134ZM32 240H33V241H32ZM60 240H61L62 242L64 241L63 244L66 243V244H68V246H69V243H70V244L72 245V247H73L76 251H75L74 249H73L74 251H73L72 249H69V247H71V246L66 247V244L63 246V245L59 242ZM69 240H70V241H69ZM87 240H88V242L90 243V245H88L89 243L87 242ZM146 240H147V241H146ZM149 240H150V241H149ZM155 240H156V241L158 240V242H156ZM19 241H20V240H19ZM19 241H17V243H19ZM55 241H56V242H55ZM72 241H74V242H72ZM112 241H113V242H112ZM133 241H134V242H133ZM152 241H154V242L152 243ZM199 241H198V243H199ZM13 242H14V241H13ZM39 242H40V243H39ZM58 242H59V243H58ZM86 242H87L88 244H87ZM104 242H105V243H104ZM116 242H118V243H116ZM150 242H151V243H150ZM32 243H33V244H32ZM45 243H46V244H45ZM108 243H109V244H108ZM113 243H116V244H113ZM119 243H120V244H119ZM155 243H156V244H155ZM157 243H160V244H157ZM34 244H35V245H34ZM58 244H59V245H58ZM74 244H75V243H74ZM106 244H107V245H106ZM152 244H153V246L151 247L150 245H152ZM163 244H164V245H163ZM21 245H22V246H21ZM31 245H34V246H31ZM44 245H45V246H44ZM60 245H61V247L59 248ZM84 245H85L86 247H85ZM103 245H105V246L103 247ZM109 245H110V246H109ZM114 245H115V246H114ZM159 245H160V246H159ZM62 246L65 247V248H67V249H69V250H72L71 253H70V251L66 249L67 251L65 250V252H63V253H67V252L69 251V252H68L69 255L71 254L73 257H72L71 255L68 256V255H67L68 253H67V254H63L64 256L61 255L62 253H60V249L63 248ZM117 246H116V247H117ZM15 247H16V248H15ZM22 247H23V248H22ZM25 247H27V250H26ZM41 247H42V248H41ZM44 247H45V248H44ZM78 247H79V248H78ZM88 247H89V248H88ZM90 247H91V248H90ZM106 247H108V248H106ZM20 248H22V249H20ZM24 248H25V249H24ZM40 248H41V249H40ZM58 248H59V249H58ZM82 248H83V249H82ZM87 248H88V249H87ZM98 248L101 249V251H100ZM111 248H112V247H110L109 249L111 250ZM113 248H112V249H113ZM29 249H30V252H29ZM86 249L89 250V251H87ZM90 249L93 250V251H95V250L98 249L100 252H99V251H98V252L95 251V253H94V252L92 251V252L95 254V256H94ZM105 249H104L103 251H105ZM109 249H108V251H109ZM22 250H23V251H22ZM32 250H33V251H32ZM39 250H40V251H39ZM46 250H47V251H46ZM55 250H56V251L58 250V251L55 252ZM62 250H63V249H62ZM62 250H61V251H62ZM77 250H78V251H77ZM25 251H27L29 254H30L31 252H34L35 254L31 253V254H33V255L30 254L31 256L28 254L30 257H29V256L27 257V254H26L27 252H25ZM85 251H86V252H85ZM103 251H102V254H103ZM106 251H107V250H106ZM111 251H112V250H111ZM138 251H139V252H138ZM22 252H23V253H22ZM54 252H55V254H56L57 256H59V257L63 256V259H64V258H67V257H71L72 259L70 258V260H69V258H67V259H64L65 261H64V260H60L55 254H53ZM73 252H74V253H73ZM78 252H79V253H78ZM96 252H97L98 254H97ZM189 252H190V254H189ZM59 253H60L61 256L58 255ZM24 254H25V256H24ZM76 254H77V256H76ZM82 254H84V255H82ZM85 254H86V255H85ZM96 254H97V255H96ZM102 254H99L98 258L101 257ZM53 255H55L58 259H57L55 256H53ZM88 255H89V257H87ZM90 255H93V257L91 258ZM103 255H104V254H103ZM188 255H189V256H188ZM197 255H198V256H196V257H199L200 254H197ZM74 256H75V257H74ZM202 256H203V255H201V257H202ZM20 257H22V258H20ZM24 257H25V258H24ZM78 257H79V258H78ZM85 257H86V259H85ZM23 258H24V259H23ZM26 258H27V259H26ZM83 258H82V260H83ZM93 258H94L95 260H93ZM193 258H194V259H193ZM29 259H30V260H29ZM101 259H103V257H102ZM101 259L99 258V260H101ZM153 259H154V260H153ZM67 260H68V261H67ZM146 260H147V261H146ZM150 260H151V262H150ZM48 261H49V262H48ZM62 261H63V262H62ZM74 261L72 260L73 264L76 263V262L78 263L80 260H79V261H76V262H74ZM84 261H83V262L81 261L82 264H84ZM152 261H153V262H152ZM30 262H31V263H30ZM94 262H95V263H94ZM210 262H212V261H210ZM210 262H209V264H211ZM77 263H76V264H77ZM138 263H139V262H138ZM212 263H213V262H212ZM78 264H79V263H78ZM80 264H81V263H80ZM97 264H98V263H97ZM100 264H105V263H104V261H103V263L100 261Z\"/></svg>","mask_w":264,"mask_h":264}]
</instances>
